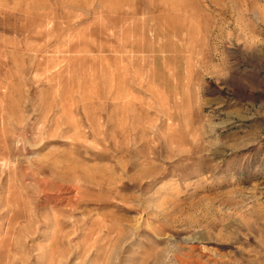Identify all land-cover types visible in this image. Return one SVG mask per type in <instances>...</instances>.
Returning <instances> with one entry per match:
<instances>
[{
    "label": "rangeland",
    "instance_id": "rangeland-1",
    "mask_svg": "<svg viewBox=\"0 0 264 264\" xmlns=\"http://www.w3.org/2000/svg\"><path fill=\"white\" fill-rule=\"evenodd\" d=\"M0 264H264V0H0Z\"/></svg>",
    "mask_w": 264,
    "mask_h": 264
}]
</instances>
